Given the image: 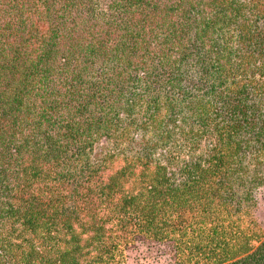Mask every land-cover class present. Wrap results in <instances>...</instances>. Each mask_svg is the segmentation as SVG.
<instances>
[{"label": "trees", "instance_id": "16d2710c", "mask_svg": "<svg viewBox=\"0 0 264 264\" xmlns=\"http://www.w3.org/2000/svg\"><path fill=\"white\" fill-rule=\"evenodd\" d=\"M246 8L264 18V0H0V264H126L140 238L175 264H264V29ZM180 131L205 153L174 167Z\"/></svg>", "mask_w": 264, "mask_h": 264}, {"label": "rangeland", "instance_id": "374dc122", "mask_svg": "<svg viewBox=\"0 0 264 264\" xmlns=\"http://www.w3.org/2000/svg\"><path fill=\"white\" fill-rule=\"evenodd\" d=\"M246 10L247 8L245 9V19L249 20L251 24L256 23L255 26L257 28L264 29V18L257 19ZM143 107V103L139 106H136L133 110V116L139 118ZM211 114V110L206 112L207 122L209 123L212 120ZM209 123H207V125ZM141 130L143 131V129ZM164 132L165 130H163L161 133L158 130L156 131V133L160 134L161 136L166 135ZM177 133L180 137L172 141V144L166 148L165 153V159L170 161L171 165H173L174 167L176 165H179V161L184 160L187 154H190L196 158L204 156L205 142H203L201 138H193L192 135L181 131ZM183 136H186V138H184ZM169 139H174V132L171 133ZM159 143H163V141H159ZM110 146L112 145L107 141V139H104L103 137L96 139L91 147V157H100L101 153H103L104 150H111ZM116 147L121 148L119 144ZM135 149V142H133L125 145L124 150L126 152H133ZM153 151L154 150H152V153ZM159 153L163 154L164 151L159 149L158 153L155 154L154 157L160 155ZM252 193L256 202V207L252 212V217L255 222H257V224H259V226L264 230V181H260L259 184L252 189ZM173 254V243L168 240L157 242L140 238L125 248L126 264H175L173 261Z\"/></svg>", "mask_w": 264, "mask_h": 264}]
</instances>
